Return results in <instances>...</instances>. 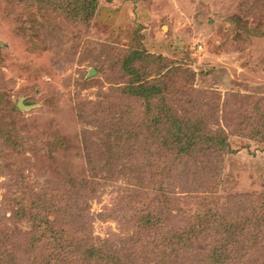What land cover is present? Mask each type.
<instances>
[{
    "label": "rangeland",
    "instance_id": "1",
    "mask_svg": "<svg viewBox=\"0 0 264 264\" xmlns=\"http://www.w3.org/2000/svg\"><path fill=\"white\" fill-rule=\"evenodd\" d=\"M27 12L0 0V129L17 144L0 135V264H107L92 249L120 251L123 264H209L225 221L239 234L222 247L224 264H264V0H100L83 33L45 10L33 24ZM47 19L56 42L41 28ZM131 50L150 54L153 69L168 65L179 115L227 137L226 151L198 152L173 172L168 158L166 194L156 167L165 148L139 143L111 157L95 137L110 104L134 128L160 112L115 89L126 80L106 66ZM36 216L71 244L56 261ZM194 230L189 247L170 243Z\"/></svg>",
    "mask_w": 264,
    "mask_h": 264
},
{
    "label": "trees",
    "instance_id": "2",
    "mask_svg": "<svg viewBox=\"0 0 264 264\" xmlns=\"http://www.w3.org/2000/svg\"><path fill=\"white\" fill-rule=\"evenodd\" d=\"M11 2H16L23 6L25 10H27L28 14H31L27 21L30 19L29 22H32L35 24V22H39V18L35 17L36 12L39 11H49L52 12L59 17L66 19L70 21L71 23H74L75 25H79L81 29H83L80 32H84L89 26L94 18V15L97 11V8L99 6L100 0H8ZM33 18V19H32ZM49 19V18H48ZM46 20V23L44 22L41 28H44L45 31H47V35L52 36L50 40H55V37L57 34H53L52 30L49 29V20ZM22 28H25L26 31L27 27L22 26ZM24 29V30H25ZM38 29L40 27L38 26ZM36 27H34V31L38 30ZM57 29V28H55ZM36 34H39V31L36 32ZM52 34V35H51ZM53 45H55L53 43ZM147 57H150L149 55H143L141 53H137L136 51H129L123 56H118L117 59H109V66H112V64L119 65L122 76L125 78L126 82L118 86L117 91H119V94L124 96L127 99H135L141 101L142 105H146L147 108H150V112H153L154 108L160 109V112L157 114H154V112L151 114V117L148 118L149 123L147 126H140L142 124V118L138 119L141 120V123H139V127H130V125H125V122L123 120L122 116V109H118L116 107L113 108V104H110L107 106V110L109 111V114H106V117L104 118L102 122V127L98 131L99 134L95 135L96 139L99 141V147L101 152L105 151L107 152L110 148V154L111 157L115 156L116 151H120L122 153L125 152L127 154H131L130 152L136 147V145L139 143H146L152 144L153 142H156V144L159 147L165 148L169 154L166 156H163L160 160L159 164H156V167L158 169L157 172H160V177L158 176L157 180V190L162 191V193L166 194L167 191H169L170 188V182L167 178V171L165 166V170H159L162 165L165 163H168L167 160L170 158V162L172 163L171 166L173 170H177V164L176 161H180L184 158H192L194 157L198 152H207L210 149L216 150V151H226L228 147L227 143V137L223 133L222 130L219 131H211L207 127V123L203 120V118L199 117H186L179 115L177 111L170 105V99H171V90L169 85L170 76L168 72L163 71L164 68L168 65H164L163 70H156L153 69L149 64H145V60ZM97 68V66H96ZM169 71L174 70L173 67H169ZM157 71L158 73H154ZM156 74L157 77H156ZM194 101L190 99L186 103H184L182 106L184 108H187L189 106V109L191 103ZM106 102H102V104L99 103V106H104ZM107 104V103H106ZM1 109V108H0ZM199 113V111H197ZM156 113V112H155ZM196 113V114H198ZM194 114V115H196ZM119 115V116H117ZM193 115V114H192ZM130 122L132 124H138V121H134L130 119ZM144 124L146 125V121H144ZM161 124V125H160ZM150 129H149V127ZM215 132V133H212ZM0 135L7 143H14L15 138L14 136L9 133L3 131V129H0ZM148 141V142H147ZM13 145L17 146L16 143ZM148 148V147H146ZM149 149V148H148ZM164 152V151H163ZM166 152V153H167ZM170 166V168H171ZM170 172V170L168 171ZM165 177V178H163ZM263 197H261L262 199ZM52 201V200H50ZM54 202V201H53ZM52 204V202H50ZM215 205V203H214ZM212 206V205H211ZM263 207V204H261V208ZM260 208V209H261ZM216 209V208H215ZM259 209V210H260ZM212 212H214L212 209H210ZM263 210V209H262ZM263 212L259 213L258 215L260 217L263 216ZM150 214V212H148ZM145 220H147L148 224H154V226H157L160 221L159 217L157 215H142ZM35 224L36 229L38 231H44L46 227L49 229V231L53 234L52 235V241L56 242L57 244L53 248L55 250V254L53 255L54 260H57V256H60L61 252L68 250V247L71 246V244L67 240H63V234L61 230L56 229L54 227L48 224H50V221L48 219H42L36 216L35 218ZM254 221V220H253ZM260 220H255L254 222H259ZM200 222V221H199ZM253 222V223H254ZM250 223V222H249ZM251 223V224H253ZM255 224V223H254ZM253 224V225H254ZM264 224V222H263ZM201 226V225H199ZM203 226H206L204 224ZM238 227V226H237ZM197 228V227H196ZM208 228V227H207ZM52 229V230H51ZM200 229V228H198ZM47 230V229H46ZM198 230H194L192 233L190 232L183 236L184 233H181L180 236L174 237V239L170 243H174L177 246L181 245L185 249L186 247H189L187 244L188 241H190V234L195 237L197 235ZM223 239L220 242V246L227 247L226 245L228 242L236 241L235 235L239 234V231H236V225L231 224L227 221L224 222V228H223ZM49 232V233H50ZM45 234V233H44ZM195 235V236H194ZM222 247L218 248L217 251L213 252V254H209L205 256L204 262L209 264H224L228 261L229 258H231V252L229 248ZM93 253H95V260L100 261L101 263L105 262L107 264H123L124 262L121 260V252L120 251H113V252H103V251H97L96 249H92ZM93 254L92 252H90ZM95 264V262H94Z\"/></svg>",
    "mask_w": 264,
    "mask_h": 264
},
{
    "label": "water",
    "instance_id": "3",
    "mask_svg": "<svg viewBox=\"0 0 264 264\" xmlns=\"http://www.w3.org/2000/svg\"><path fill=\"white\" fill-rule=\"evenodd\" d=\"M94 72H95V70L92 68V69H90L89 74L91 75V74L94 73ZM18 105H19V107H22V108H27V107H29L28 105H25V104L22 102V99H20Z\"/></svg>",
    "mask_w": 264,
    "mask_h": 264
}]
</instances>
